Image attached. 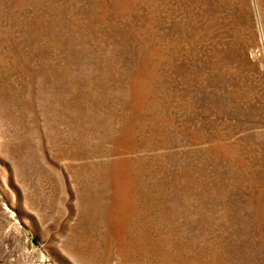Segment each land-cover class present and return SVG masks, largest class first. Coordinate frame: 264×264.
<instances>
[{"label": "rangeland", "instance_id": "1", "mask_svg": "<svg viewBox=\"0 0 264 264\" xmlns=\"http://www.w3.org/2000/svg\"><path fill=\"white\" fill-rule=\"evenodd\" d=\"M0 264H264V0H0Z\"/></svg>", "mask_w": 264, "mask_h": 264}]
</instances>
